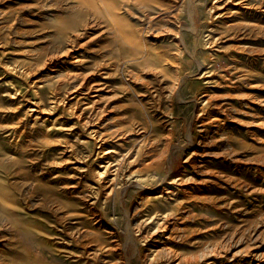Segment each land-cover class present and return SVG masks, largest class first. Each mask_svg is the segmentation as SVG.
Listing matches in <instances>:
<instances>
[{
  "label": "rangeland",
  "instance_id": "1",
  "mask_svg": "<svg viewBox=\"0 0 264 264\" xmlns=\"http://www.w3.org/2000/svg\"><path fill=\"white\" fill-rule=\"evenodd\" d=\"M162 1L170 6L154 5L150 19L138 6H131V13L122 9L151 45V56L158 53L147 64L129 66L137 78L112 68L106 69L108 77L93 75L110 84L111 91L100 102L105 104L101 118L90 126L107 134L105 147H115V158L142 148L137 164L120 162L115 184L105 180L111 193L94 198L98 184L91 169L97 163L91 154L99 147L92 140L87 146L79 142L88 139L87 131H80L72 115L73 86L91 69L95 55L81 49L82 65L36 64L54 31L52 12L41 8L49 0H0V146L9 152L14 145L23 148L17 151L31 159L29 172L74 202L80 213L70 221L73 228L99 230L103 241L117 248L106 253L107 259L172 264L181 252L194 264H257L264 253V0ZM107 39L104 34L92 46ZM76 71L82 72L60 79ZM145 81L162 92L160 99L146 91ZM55 94L67 97L51 109ZM33 100H41L44 109L33 111ZM145 118L150 126L141 132L139 121ZM132 122L133 130L114 132ZM87 153L89 158L78 157ZM44 158L56 163L42 167ZM148 162L160 163L151 180ZM113 163L118 171L117 160ZM30 189V184L24 187L27 196ZM35 194L25 210L50 233L49 245L81 250L53 225V216L37 207ZM162 212L168 214L164 220ZM154 215L159 218L144 221ZM56 251L66 264H75V257Z\"/></svg>",
  "mask_w": 264,
  "mask_h": 264
},
{
  "label": "bare ground",
  "instance_id": "2",
  "mask_svg": "<svg viewBox=\"0 0 264 264\" xmlns=\"http://www.w3.org/2000/svg\"><path fill=\"white\" fill-rule=\"evenodd\" d=\"M156 4H159L161 9H166L170 6V2L162 0H49L48 3L46 2L41 6V8L45 11L52 12L50 13L53 15V20L51 22H55V24L52 25L54 27V31L51 35H49L47 46L38 57L39 59L36 62L37 65L41 67H52V65L58 63V61L65 63L64 65H82V63L85 62L83 61L84 57L80 51L81 49L84 50V54L93 53L95 55L90 59V62H93L91 69L82 74L81 81L74 84L72 92V94L76 93L75 95H77L75 98V105L72 104L76 108V110L72 111V115H75L77 119L75 124L77 123L78 126H80V131H87L89 139L80 137L79 142L87 146L90 140H92L94 144L96 142L99 147L97 151L92 154L87 153L80 156L75 155L85 159L86 157L89 158L88 155L91 154L92 161L97 163V166H94L92 169L90 168L93 179L98 184L97 187L93 188L95 199H99L102 195L108 194L109 192L111 193L113 188L109 186L110 190L107 192V187L104 186L105 180L108 179L112 185L115 184L120 172V162L123 160V165L125 163L130 165H133V163L137 164L139 160V153H141L142 148L140 146L135 154H128V156L124 159L115 158V147L114 149H108L106 148L107 146L105 147L107 134L104 133V131H100L97 127L90 126L95 119L101 118L100 116L105 110V104L100 102L103 101L105 96H107L106 93L111 91L110 84H108L105 80H100V78H94L93 75L99 74L100 76L102 75V78L108 77L111 73L109 71L107 72L106 69L112 68L118 71L115 72L119 75L124 74L129 78L133 77L136 79V72H134L133 69H129V66L133 64H147L157 56L158 53L151 56V45L146 39L142 38L140 28L134 26V24H132L129 19L124 16L122 10L125 8L129 13H131V6H138L139 10L143 12L145 18L150 19L152 18L154 5ZM27 6H29V4ZM173 16L175 17L176 14H173ZM151 26L152 24L149 25L150 29ZM194 26L196 27L195 22ZM91 29H98L99 32H90ZM104 34H106L109 39H107L106 42L100 43L99 47H93L92 43L94 39H98ZM30 70L32 69H29L28 71ZM81 72L82 71H76L74 73H70L68 77L65 76L60 79L67 81L69 78L79 76ZM163 73L167 74L165 71H163ZM54 77H57V75H54ZM179 79L175 85V90L179 87ZM144 83L148 85V88L146 89L147 92L151 94L153 93V95L159 99L162 97V92L160 90L156 88L151 89L149 82L145 81ZM128 88V86H125L124 90H127ZM64 97H67V95H53V105L50 106V108L52 109L57 107L56 105L58 103L64 101ZM40 103L41 100H33L30 108L33 111H39L40 109L43 110L44 108L40 106ZM64 109L67 110L66 108ZM140 114H144L146 116L145 111H142ZM143 117L144 116H142V118ZM41 118H43V116H41ZM118 120V118H115L113 121ZM150 121L151 120L148 118H145L144 120L140 119L139 122L141 125L138 130H141V132H147L150 126ZM117 124L119 123L117 122ZM124 125L125 126L117 127L118 129L116 128L117 130L114 132H116L117 135H120L123 130H133L134 128V122ZM13 127L15 128V126ZM16 131L18 130L16 129ZM20 134L21 132L19 135ZM133 145H135V143ZM70 146L72 145H67V148H70ZM2 148L0 146V264H66L60 257H58V253L56 251L58 249L69 257H75L76 259L73 260L75 264H122L118 259H107L105 257L108 255L106 253L113 254L112 251H115L114 249L117 248L106 244L103 241L99 230H94V228H91L92 230H86V228L82 230L79 226L73 228L74 225L72 226L70 221H72L71 219L73 218H79L78 213H80L79 211H76L74 202L65 200L59 192V189L57 190L56 186L50 182H42L40 178H36L29 172L27 169V161H30L31 159L28 160L24 152L18 153L17 151L19 148H23L19 145H14V152H9ZM70 154L72 155L74 152L71 151ZM116 160L118 165L116 168L119 169L118 171L117 169L116 171L113 170L115 167V163L113 162ZM31 162H33V160ZM39 163L43 167L46 165H52L53 163H56V161L44 158L43 160H39ZM159 164L160 163L154 164V162H148V171L151 170L150 173L147 172L148 179H154L155 176L153 172L160 166ZM77 168L84 169L85 166L82 167V165H77ZM49 176L52 178L51 180L56 178L53 174H49ZM175 180L176 178H173L172 181ZM27 184L31 185L29 196H35V193H37V202L35 203L37 207L53 216V221H55L53 225L60 228L65 235L70 238L69 244L73 242L81 244V250L76 251L77 249L73 250L69 247L60 246L57 248L49 245L46 238L50 237V233H47V231H45L39 223H36L25 210L26 203L29 198V196L24 193V187ZM121 194L122 193H120V195ZM162 213L164 214L162 215L164 220L167 218L168 214L166 212ZM153 218L159 217L154 215L151 218H146L144 221H149ZM77 222L78 220L73 223ZM157 227L159 228V225ZM152 228L154 229V227ZM152 232L154 231L151 230V234ZM133 246L134 245L131 247L133 248ZM257 257L259 258L257 259ZM257 257H254L258 260L257 264H264V253L258 255ZM172 264H194V261L190 255L187 256L186 254L177 252L174 255Z\"/></svg>",
  "mask_w": 264,
  "mask_h": 264
}]
</instances>
